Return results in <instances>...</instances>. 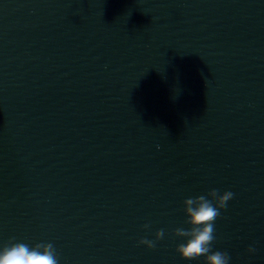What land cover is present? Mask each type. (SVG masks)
<instances>
[{
  "label": "water",
  "instance_id": "water-1",
  "mask_svg": "<svg viewBox=\"0 0 264 264\" xmlns=\"http://www.w3.org/2000/svg\"><path fill=\"white\" fill-rule=\"evenodd\" d=\"M211 189L213 251L264 264V0H0V247L204 264L172 232Z\"/></svg>",
  "mask_w": 264,
  "mask_h": 264
},
{
  "label": "clouds",
  "instance_id": "clouds-1",
  "mask_svg": "<svg viewBox=\"0 0 264 264\" xmlns=\"http://www.w3.org/2000/svg\"><path fill=\"white\" fill-rule=\"evenodd\" d=\"M234 198V193L218 189H211L206 194L186 198L183 201V211L186 216L185 223L188 228H176L174 237L182 239L175 251L181 259L186 261H198L204 258V264H229L230 255L224 251H213L215 240V221L220 217L221 210L227 207L228 202ZM144 229L150 225L145 224ZM165 230L155 232V240L147 237L141 238L138 243L148 249H154L156 242L163 239ZM249 254H254L256 248L249 246ZM0 264H59L57 249L52 242H37L28 244L11 238L7 244L0 247Z\"/></svg>",
  "mask_w": 264,
  "mask_h": 264
}]
</instances>
